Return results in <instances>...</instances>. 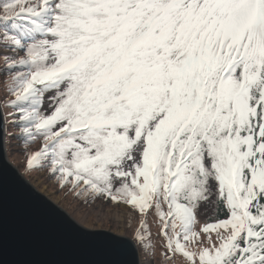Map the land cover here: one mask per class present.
<instances>
[{
  "label": "snow or ice",
  "instance_id": "snow-or-ice-1",
  "mask_svg": "<svg viewBox=\"0 0 264 264\" xmlns=\"http://www.w3.org/2000/svg\"><path fill=\"white\" fill-rule=\"evenodd\" d=\"M0 60L28 170L162 264H264V0H0Z\"/></svg>",
  "mask_w": 264,
  "mask_h": 264
},
{
  "label": "water",
  "instance_id": "water-1",
  "mask_svg": "<svg viewBox=\"0 0 264 264\" xmlns=\"http://www.w3.org/2000/svg\"><path fill=\"white\" fill-rule=\"evenodd\" d=\"M4 121L0 108V264H140L132 239L81 226L8 163Z\"/></svg>",
  "mask_w": 264,
  "mask_h": 264
},
{
  "label": "rangeland",
  "instance_id": "rangeland-1",
  "mask_svg": "<svg viewBox=\"0 0 264 264\" xmlns=\"http://www.w3.org/2000/svg\"><path fill=\"white\" fill-rule=\"evenodd\" d=\"M2 64L3 61L0 60V65ZM11 83V74L5 73L0 70L1 105H3L4 102L10 98L8 88L11 86ZM47 107L48 101L46 96L44 108L47 109ZM2 108L5 118L4 123L6 132L13 133L15 127L9 126L6 122L8 114L11 113L13 109L8 106H3ZM40 144L41 141L38 139L34 144H28L27 149H25V142L22 138L14 139L11 136L5 135V159L36 191L47 197L50 201L54 202L58 207L63 208L64 211H66V213L81 226L89 230L100 229L111 231L114 234L132 239L136 229L139 227V216H136L134 219H132L130 227L128 224V218L125 216L122 226L125 233H119L115 228L116 219H109L107 216H105L103 219H98L100 214L93 211L89 206L84 205L81 200L77 199L75 193L70 188L65 187L61 189L58 181L50 174L47 168H37L35 170L27 169L28 154L31 153L34 149L38 148ZM210 201L212 200L210 199L208 202L202 203V205L205 207L204 209H207V211L208 207L206 204H208ZM97 221H99L100 223H98ZM199 221L200 225L206 223V220L202 214L199 215ZM148 223L151 227V240L152 243H154L155 248L144 249L141 245L137 244L140 250V264H162L164 251L162 245L164 243V240L163 237L158 234L159 221L154 216H149ZM155 234H157V236H155ZM213 238L215 239L214 234ZM170 264H181V262L179 259H177L170 262Z\"/></svg>",
  "mask_w": 264,
  "mask_h": 264
},
{
  "label": "trees",
  "instance_id": "trees-1",
  "mask_svg": "<svg viewBox=\"0 0 264 264\" xmlns=\"http://www.w3.org/2000/svg\"><path fill=\"white\" fill-rule=\"evenodd\" d=\"M49 95H51V93L46 94V96H49ZM13 133H19V129L15 128ZM211 188H212L213 195L211 197L212 201H210L208 204H206L208 207V211H207V209H204L205 207L202 204H201L200 209L198 211V219H199V215L202 214L206 220V223L214 222L218 217L224 218V216H226V213L223 212L222 209L221 210L217 209V205H216L215 201L217 199V188H218V186L214 181L211 182ZM149 216H152V217L154 216L156 218L154 213H150ZM155 236H157V234H155Z\"/></svg>",
  "mask_w": 264,
  "mask_h": 264
},
{
  "label": "bare ground",
  "instance_id": "bare-ground-1",
  "mask_svg": "<svg viewBox=\"0 0 264 264\" xmlns=\"http://www.w3.org/2000/svg\"><path fill=\"white\" fill-rule=\"evenodd\" d=\"M7 153V152H6ZM5 155V154H4ZM98 219H99V217H98ZM116 220V223H115V228L118 230V232L119 233H122V232H124V230H123V222H124V219H125V216H119V217H117V218H115ZM83 221V220H82ZM98 223H100L99 221H97ZM96 222V223H97ZM83 223V222H82ZM125 233V232H124Z\"/></svg>",
  "mask_w": 264,
  "mask_h": 264
}]
</instances>
